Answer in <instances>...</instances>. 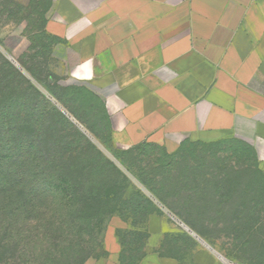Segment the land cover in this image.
<instances>
[{
  "label": "crops",
  "instance_id": "crops-1",
  "mask_svg": "<svg viewBox=\"0 0 264 264\" xmlns=\"http://www.w3.org/2000/svg\"><path fill=\"white\" fill-rule=\"evenodd\" d=\"M44 32L64 43L72 76L103 101L123 143L172 154L240 140L264 163V0H49ZM164 213L150 215L143 241H122L130 227L114 221L103 260L84 264H226ZM183 233L201 243L190 262L167 251Z\"/></svg>",
  "mask_w": 264,
  "mask_h": 264
},
{
  "label": "trees",
  "instance_id": "trees-1",
  "mask_svg": "<svg viewBox=\"0 0 264 264\" xmlns=\"http://www.w3.org/2000/svg\"><path fill=\"white\" fill-rule=\"evenodd\" d=\"M4 2L6 0H0V9L7 7L8 13L19 8L8 7ZM3 68L12 81L6 86L1 84ZM18 90L16 97L14 92ZM30 96L33 97L30 105L20 103V99L28 100ZM57 100L64 105L60 98ZM38 106L43 107L41 112L36 111ZM72 114L78 118L77 114ZM53 117L57 118L56 123H51ZM81 123L86 125L84 120ZM186 143L213 147L238 144L239 148L228 151L230 161H198L194 166L188 165L184 172L171 176L155 172L154 176H138L158 203L139 192L143 202L155 206L148 212L143 226L114 215L130 227L128 232L120 234V239L145 240L150 215L164 216L166 209L212 247L211 241L228 240L234 251H229L227 257L248 264H264V171L256 150L240 140ZM184 144L172 154L155 144L135 147L158 146L175 157ZM119 174L66 116L0 54V264L7 262L12 252L11 259L22 252L24 234L33 218L44 217L54 207H57L55 210L66 207L74 200L90 203L96 199L107 203ZM106 212V209L100 210L96 219L100 220ZM167 241L168 253L181 262L182 254L177 250L185 251L189 246L198 245L188 233L171 235ZM78 262L73 258L68 264Z\"/></svg>",
  "mask_w": 264,
  "mask_h": 264
},
{
  "label": "rangeland",
  "instance_id": "rangeland-1",
  "mask_svg": "<svg viewBox=\"0 0 264 264\" xmlns=\"http://www.w3.org/2000/svg\"><path fill=\"white\" fill-rule=\"evenodd\" d=\"M6 3L3 4L19 8L13 13H8L7 7L0 9V54L20 70L21 75L66 116L84 139L94 145L120 174L107 203L96 199L90 203L74 200L66 207L57 210L54 207L44 217L33 218L24 234L22 252L11 259L14 256L12 252L4 264H68L73 258L79 261L78 264L90 258L103 260L105 229L120 220L114 215H121L130 223L143 226L148 212L155 209V206L143 202L139 192L158 203L139 182L138 176H154V172L175 175L198 161L215 163L217 160L228 159V151L239 146L226 144L213 147L186 143L173 157L158 146L135 147L123 143L116 136L100 99L72 76L71 67L64 60V43L43 33L49 0H6ZM3 69L4 79L1 84L6 86L12 81L6 77ZM14 94L19 96V90ZM19 101L30 105L33 97ZM42 108L38 106L36 111L41 112ZM56 122V117L51 118V123ZM246 149L249 148L246 146ZM260 168L264 171V163L260 162ZM102 209H106V214L100 220L96 219ZM200 242L205 244L206 241ZM211 242L226 257L229 251H234L228 240ZM200 244L197 248L189 246L185 251L177 250L182 254V262H190ZM226 257V264H248L231 256Z\"/></svg>",
  "mask_w": 264,
  "mask_h": 264
}]
</instances>
